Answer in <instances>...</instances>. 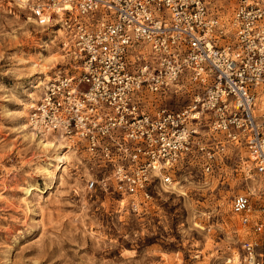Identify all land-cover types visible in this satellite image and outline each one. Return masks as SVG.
I'll return each mask as SVG.
<instances>
[{
	"label": "built area",
	"instance_id": "obj_1",
	"mask_svg": "<svg viewBox=\"0 0 264 264\" xmlns=\"http://www.w3.org/2000/svg\"><path fill=\"white\" fill-rule=\"evenodd\" d=\"M48 0L73 71L56 72L29 108L33 132L80 148L87 192L111 187L137 207L182 168L212 171L228 145L245 149L259 186L230 211L252 237L236 264H264V0ZM185 94L183 105H172Z\"/></svg>",
	"mask_w": 264,
	"mask_h": 264
},
{
	"label": "rangeland",
	"instance_id": "obj_2",
	"mask_svg": "<svg viewBox=\"0 0 264 264\" xmlns=\"http://www.w3.org/2000/svg\"><path fill=\"white\" fill-rule=\"evenodd\" d=\"M210 1L230 19L233 0ZM46 3L0 0V264H236L253 235L231 213V198L259 186L244 148L226 146L209 173L182 168L134 210L111 187L85 190L93 170L80 148L67 145L75 153L56 170L53 151L22 126L47 81L75 66L57 16L46 25L33 18Z\"/></svg>",
	"mask_w": 264,
	"mask_h": 264
},
{
	"label": "bare ground",
	"instance_id": "obj_3",
	"mask_svg": "<svg viewBox=\"0 0 264 264\" xmlns=\"http://www.w3.org/2000/svg\"><path fill=\"white\" fill-rule=\"evenodd\" d=\"M25 1L27 0H19V3L21 2L22 4L25 3ZM50 21V20H49ZM59 32H61V30H58ZM47 79V78H46ZM44 91V89H43ZM43 91L42 93L40 94V96L36 99H40L42 94H43ZM258 104L259 106H262L263 107V103H264V100H263V97H260L258 98ZM33 103H31L29 105V107H31ZM28 107V108H29ZM25 109V108H24ZM262 110V109H261ZM262 113H263V110H262ZM28 114V113H27ZM29 115V114H28ZM27 117V116H26ZM24 128H27L29 125L27 123H24L22 125ZM32 135V137L34 138L35 136L36 137H39V145L46 151H53V154L50 156V161H55L56 162V165H55V169L56 170H60V169H63L64 168V165L66 164L67 162V153H70V152H74L73 149L71 147L72 144H69L68 142H65V140L63 138H61L60 136L58 135H50V134H44L42 136H37L35 133H30ZM52 137V138H50ZM63 142L66 144H63ZM68 146H71V147H67ZM65 147H67L66 150H63ZM74 150H75V147H73ZM75 153V152H74ZM72 153V154H74ZM70 157V156H69ZM42 171L44 173H47V175H49L51 178L53 177L52 174L50 173V170L47 168V167H43L42 168ZM254 180V179H253Z\"/></svg>",
	"mask_w": 264,
	"mask_h": 264
}]
</instances>
